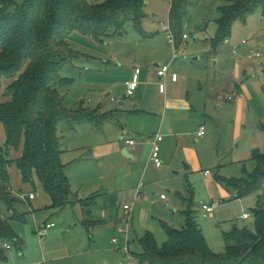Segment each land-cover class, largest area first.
Returning a JSON list of instances; mask_svg holds the SVG:
<instances>
[{
	"label": "trees",
	"instance_id": "16d2710c",
	"mask_svg": "<svg viewBox=\"0 0 264 264\" xmlns=\"http://www.w3.org/2000/svg\"><path fill=\"white\" fill-rule=\"evenodd\" d=\"M225 2L216 24L218 27L213 49L228 40L234 25L246 23L250 16L261 13L264 0H221ZM194 0H172L170 25L176 46L182 44L181 30ZM0 94L9 100L0 102V123L6 139L0 146V203L11 213V219L0 220V260L7 255L3 244L21 245L10 220L25 218L16 207L24 196L13 195L10 189L9 167L16 164L24 183L36 180L50 196L49 209L61 212L67 208L89 206L95 197L77 200L74 197L66 166L62 162L64 136L62 126L94 122L101 128L113 113L99 114L80 106L69 109L60 88L73 84L63 77L66 64L81 53L72 47L75 34L98 43L123 35L128 24L147 38L143 30L146 0H0ZM183 36V37H182ZM11 78L5 89L3 78ZM5 91V92H4ZM12 151L20 152L17 160ZM251 160L255 166L249 171L244 164L243 177H217L218 183L242 199L264 190V153L255 150ZM193 199L183 212L185 225L176 229L162 223L167 241L160 247L153 233H146L140 243V259L146 264H264V203L258 197L252 210L254 230L234 225L225 234L227 242L223 254H215L196 221ZM89 231L91 225L83 222Z\"/></svg>",
	"mask_w": 264,
	"mask_h": 264
},
{
	"label": "crops",
	"instance_id": "0c3cea01",
	"mask_svg": "<svg viewBox=\"0 0 264 264\" xmlns=\"http://www.w3.org/2000/svg\"><path fill=\"white\" fill-rule=\"evenodd\" d=\"M149 38L151 37L148 36L145 39L148 40ZM184 44H186V41L183 39L182 45ZM228 45H231L230 40ZM177 48L179 49L180 46ZM232 48L234 54H236L237 50L234 47ZM215 52L216 49L212 54ZM81 54V57L85 56L83 53ZM157 55L158 53L147 61H143L142 66L138 64L140 62L138 58H135L130 64L126 62L123 64V62L118 61L116 56L115 62L109 58L110 55L105 58L104 64L106 65L117 61L118 63L115 67L124 68L125 75L121 79L120 84L109 82L110 86L105 88L106 90H100L99 104L93 111L98 112L100 115L113 113V117L104 121L101 128L95 126L94 122H85L93 125L91 126L96 132L92 139L94 142L81 141V137L77 142L70 143L72 147L64 149L62 155V162L66 166V173L70 180L74 197L77 200L95 197V200L87 207L77 205L74 208L56 212L49 209L52 205L51 198L37 180L33 184L34 188L37 185L40 190L37 195L24 185L20 189H15L14 186L11 187L13 195L17 197L24 196L22 203L29 205L32 212L25 214L23 220H10L14 232L21 240V245L8 243L12 248L7 251L5 244H3L7 257L4 260H0V264H146L140 259V255L143 252L140 241L146 233H153L150 230L152 229L151 226L145 223L148 215L146 214V209L151 203V193L157 188H169L171 189L168 191L169 194H172L173 190L176 189L170 177L171 171L181 173L184 165L187 166V170L193 169L196 171L195 169L199 167L202 160L200 155L201 144H209L210 141H213V137L215 139L219 138L218 140L221 141L222 135L224 136L225 126L228 129H231V127L235 128L232 138L233 143L242 139V133L245 131L249 133L250 141L243 156L236 158V164L246 165L245 161L252 158L255 150L264 153V113L258 112L257 106H255V99L256 95L257 97L259 96L254 86L251 85V89L250 85L246 84L249 79L246 72L244 73L246 77L242 75L240 66L236 64L231 75L228 76L229 79L224 77V80L218 83L216 76L211 77L209 72L205 71L208 68L198 71L193 70L186 57H178L174 60L170 53L166 60H161ZM197 59L199 60V58ZM169 61L171 72L178 74L179 77L176 82L173 81L171 76L167 78V89L163 94L159 89L160 80L157 75V69L160 66L167 65ZM215 63L218 65L220 60L218 59ZM205 67H207L206 64L203 68ZM137 68L141 70L140 85L135 94L129 97L127 96L126 83L132 79ZM224 68L227 67H221L220 69L223 70ZM110 74H108V78H111ZM221 74L226 76V73ZM244 80L246 81L244 82ZM119 86L123 89L122 92H120L121 88L120 90L118 89ZM110 89H114L113 92L116 93L117 98L112 97L109 99L107 97L113 93L109 92L106 95ZM262 89L264 91V86ZM103 94L107 99H104ZM232 95L235 98L229 100ZM114 104L115 106H113ZM80 125L82 124L74 127L64 125V130L76 132ZM202 127L205 128V135L199 137L198 133ZM237 127H239L238 132H236ZM88 128L87 130H89ZM156 134L163 136V141L160 144V156L163 166L159 169L150 160L152 140ZM193 138H197L199 146L193 145ZM67 139L64 136V144ZM127 140H134L135 145H127ZM3 144L0 143V146ZM239 147H241V143ZM87 150L92 151L93 157L97 161L109 163L110 173L114 174L115 181H118L120 176V189L123 190L125 195L122 205L129 203L140 185H144L141 199L133 205L132 222L130 221L133 234L135 233L138 238L139 244L136 247L137 249L140 248L141 252L133 253L131 246L134 247L136 244H132L134 243L132 242L134 238L132 239L133 235L131 234V241H129L130 259H127L122 249L112 247V241L116 238L110 236L109 240H107L103 237V232L105 233L110 228H112V231L114 230L115 235L119 226L128 223L124 213V219H119L117 216L112 227L108 226L107 219L113 217L110 212L117 205L116 195L110 193L106 187L100 184L99 181L101 179L95 178L94 180L93 177H90L91 180L89 181L74 175L76 180L74 184L70 176V169L76 163L88 160L83 156V153L87 152ZM125 150L128 156L124 155L123 152ZM66 153L82 154L71 161L67 160L64 162L63 158ZM20 155L21 151L15 152V156L12 159L17 160ZM218 163L220 164V160H218ZM14 165L17 167L15 163ZM206 172L210 171L206 170L203 175L209 177L211 172L209 175H205ZM19 173L21 175L20 170ZM21 180L23 181L22 175ZM12 184L14 185L13 182ZM160 185H163V187ZM217 185L224 190L219 183ZM30 194H34V199L29 198ZM190 198L193 199L192 194ZM190 198L183 199L186 208ZM160 200L163 206L164 204L169 206L168 204L174 203L168 196L166 200L161 198ZM220 201L224 202L223 199H213L212 202L220 203ZM119 206H121V202L118 203ZM100 208L103 211L101 216L96 214V210ZM42 211L45 213L54 212L57 216L66 214V216L63 217V215L61 218L54 219L56 218L55 215H49V213L47 216L39 215ZM195 211L197 210L195 209ZM203 213L204 211L202 210V215ZM28 214H33V216L36 214L38 217L31 219L32 225L25 230L28 226L21 227L20 225L29 223ZM9 215L8 218L6 214L1 212L0 220L11 219L10 212ZM86 221L91 225L89 231L83 224ZM136 221H138L137 224ZM49 224H54L55 226L49 229L48 233L43 237L41 234L42 228ZM108 227L109 229H106ZM124 245L122 244L120 248L124 247ZM14 247L18 251L15 252Z\"/></svg>",
	"mask_w": 264,
	"mask_h": 264
},
{
	"label": "rangeland",
	"instance_id": "374dc122",
	"mask_svg": "<svg viewBox=\"0 0 264 264\" xmlns=\"http://www.w3.org/2000/svg\"><path fill=\"white\" fill-rule=\"evenodd\" d=\"M24 1L25 0H17V4H22ZM224 5L225 2L221 0H194L193 5L190 7L188 18L181 30V34H186L189 39L185 40L186 44L180 45L178 49L179 58L186 57L190 63V67L195 71L208 68L205 71L209 72L211 77L216 76L218 83L224 80V77L229 79L228 76L231 75L233 67L237 64L242 68V75L246 77L244 73H247L249 81L246 82V84L250 85V88L252 86L255 87V91L259 96L257 97L256 95L255 106H257L258 112L263 114L264 18L261 13H256L250 16L246 23H236L232 29L231 36L228 38L231 45L223 42L216 47V52L212 54L214 51L213 40L216 38L218 31L216 21L220 17L219 9ZM171 6L172 0H146V17L142 26L144 32L151 37L148 40L136 31L132 23L126 26L123 35L108 38L103 44L82 35L75 34L71 41L72 47L85 56H79L72 62L66 64L62 71L63 77L73 80L72 85L60 88V92L66 99V106L69 109H77L83 106L93 111L98 107L100 90H106L105 88L110 86L109 82H117L116 84H120L121 79H123L125 75L124 68L115 67L118 63L117 61L110 65L104 64L105 58H108L109 55V58H111L113 62H115L116 56L118 61L123 62V64H125L124 62L130 64L135 58H138L140 60L138 64L141 66L143 61H147L152 58V56H156L157 53V56H159L161 60H166L170 53L174 56V47L169 43L167 34L163 31L162 26L170 25L169 14ZM0 9H2V5H0ZM232 47L237 50V55L234 54ZM253 53H261L262 57L251 60L249 57ZM197 58H199V60ZM218 59L220 63L217 65L215 61H218ZM167 64H170V61L167 62ZM205 64L207 67L203 68ZM221 67L227 68L222 70L220 69ZM111 72L112 74H110ZM221 73H226V76ZM108 74H110L111 78H108ZM239 81H241V79H239ZM245 81L246 80H244V82ZM10 82L11 78L4 77L2 80L3 89H5ZM120 88L119 86L118 89L120 90ZM113 90H108L106 95L109 92H113ZM122 90L121 88L120 92H122ZM107 97L109 99L112 97L117 98V95L113 92ZM107 97L104 96V99H107ZM4 100H9V98L2 93L0 94V102H4ZM113 106H115V104ZM91 125L92 124L89 123H82L76 132H70L69 130L65 131V127L62 126V134L68 138L63 149L66 150L72 147L70 143L77 142L81 137V141L94 142L92 139L96 132H94V128H92L93 125ZM87 127H89V130H87ZM238 128L239 127L236 128V132H238ZM234 129L233 127L228 129L225 126V130L223 131L224 136L222 135L223 138L221 141L218 140L219 138L215 139L213 137V141H210L209 144H201L200 155L202 160L199 167L195 169L196 171L193 169L187 170L186 165L182 168L181 173H178V171H171L170 177L176 186L172 194L168 193V191L171 190L169 188H157V190L151 193V203L146 209V214L148 215L145 223L151 226L152 229L150 230L153 232L160 247L167 241V235L162 223L176 229H182L184 227L185 218L183 211L186 210V205L183 199L190 198L191 194L194 200V209L197 210L196 221L201 227L208 246L215 254H223L226 251L227 242L225 240V234L230 232L234 224L239 227H248L254 230L253 217L251 220H244L243 215L245 213L252 215V210L257 208L259 196H261V201L264 203V190L259 194H252L242 199H234V193L226 189H220L217 185L218 176L227 179L241 178L244 176L243 166L242 164H236V158L243 156L246 146L250 141L249 133L245 131L242 133V139L233 143L232 138L235 131ZM5 139L6 132L3 125L0 123V143H4ZM196 139L197 138H193V145L199 146ZM240 143L241 147H239ZM80 154L66 153L63 161H71L76 156H80ZM14 156L15 152H12L11 158ZM83 156L88 160L76 163L75 166L70 169V176L74 184L76 183L74 175H77L80 179L89 181L91 180L90 177H93L94 180L95 178L101 179L99 181L100 184L106 187L110 193L116 195L118 198H116L117 205L114 206L110 212L113 217L107 219L108 226L112 227L117 216L119 219L125 218L123 216L125 212L122 205L125 195L123 190L120 189V176L118 175V181H115L114 174L110 173L109 163L97 161L93 157L92 151L87 150V152L83 153ZM218 160H220V164ZM245 162L247 169L249 171L253 170L255 166L254 162L251 159ZM206 170L211 172L209 177L203 175V172ZM9 172L11 175L10 188L14 186L15 189H20L21 186L24 185L36 195L40 192L37 185L34 188L33 184L23 183L19 170L14 164L9 167ZM160 186L163 187V185ZM162 194L168 196L174 203L168 204L169 206L166 204H164V206L161 205L160 198ZM213 199H223L224 202L223 204L218 202L214 203L215 211L206 219L204 218V213L202 215V207L204 204H211ZM119 202H121L120 208L118 207ZM16 210L21 214L32 212L30 206L26 203L18 204ZM1 212L6 214L9 218L10 215L8 210L0 203V214ZM102 212V208L96 210V214H99V216L102 215ZM48 213L49 215H55L54 212ZM48 213L42 211L39 215L47 216ZM62 216L65 217L66 214H62L61 216L55 215L56 218L54 219L61 218ZM35 217L38 216L36 214L35 216H33V214H28L27 218L30 219L29 225L22 223L23 225L21 224L20 226H28L25 230L29 229L32 225L31 219ZM131 222L119 226L115 235L114 230L112 231V228H110V230L105 233L103 232V237L107 240H109L110 236L117 238L119 240V246H121L127 241H131L130 236L132 234V239L134 238L132 241L134 243L132 244L136 245L134 247L131 246V249L133 253L137 254L141 252V250L140 248L137 249L139 244L138 238L135 233L133 234ZM137 223L138 221H136V224ZM109 227L106 229H109ZM112 247L114 246L112 245ZM14 250L15 252L18 251L16 247H14Z\"/></svg>",
	"mask_w": 264,
	"mask_h": 264
},
{
	"label": "built area",
	"instance_id": "2783aa9c",
	"mask_svg": "<svg viewBox=\"0 0 264 264\" xmlns=\"http://www.w3.org/2000/svg\"><path fill=\"white\" fill-rule=\"evenodd\" d=\"M162 26H163V31L166 32V34H167V39H168L169 43L172 44L174 47L173 59L175 60L179 57V54H178V48L176 46V40H175L174 32L172 30L171 25H169V26L162 25ZM183 38H184V40H187L188 36L185 34ZM225 43L228 44L229 40H226ZM260 57H262L261 53H253L252 55H250L249 58L252 60V59L260 58ZM140 73H141V70L139 68H137L133 74L132 79L126 83L127 96H129V97L133 96L135 94V92L137 91V89L140 85ZM157 75H158V78L160 80L159 81V89H160V92L163 94L166 92V89H167V84H166L167 78L169 76H171L173 81L176 82L178 80V77H179L178 74H174L171 72V65L170 64L160 66L157 69ZM234 98H235V96L232 95L229 97V100H233ZM204 135H205V128L202 127L200 129V132L198 133V136L203 137ZM162 141H163V136L160 134H156L152 140V151H151L150 160L154 164V166L157 167L158 169L163 166V161H162L161 156H160V153H161V145L160 144ZM127 145L134 146L135 141L134 140H127ZM209 174H210V172L205 173V175H209ZM143 187H144V185L141 184L139 189L135 193L133 199L129 203H126L123 205V209H124L125 216L127 218L128 223L132 219V212H133L134 203L137 200L141 199V197H142V188ZM34 197H35L34 194L29 195L30 199H34ZM161 199L166 200L167 196L162 194ZM222 202L223 201H220L221 204H222ZM202 208L204 211V218H209V216L215 211V205L213 202L211 204H204ZM243 219L244 220H251L252 215L246 213L243 215ZM54 226H55L54 224H49V225H46L45 227H43L42 231H41L42 236L44 237L48 233V230ZM112 244L116 249H122V251L126 255L127 259H130L131 253H130V248H129V241H127L125 243L124 247H122V248H120L119 240L117 238L113 239ZM11 248H12V246L10 244H5V249L7 251H10Z\"/></svg>",
	"mask_w": 264,
	"mask_h": 264
},
{
	"label": "water",
	"instance_id": "95a60500",
	"mask_svg": "<svg viewBox=\"0 0 264 264\" xmlns=\"http://www.w3.org/2000/svg\"><path fill=\"white\" fill-rule=\"evenodd\" d=\"M123 153H124V155L128 156V153H127V151H126V150H125Z\"/></svg>",
	"mask_w": 264,
	"mask_h": 264
}]
</instances>
